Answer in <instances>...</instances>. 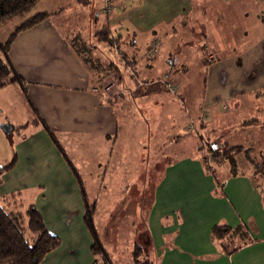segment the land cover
<instances>
[{"label":"crops","instance_id":"obj_1","mask_svg":"<svg viewBox=\"0 0 264 264\" xmlns=\"http://www.w3.org/2000/svg\"><path fill=\"white\" fill-rule=\"evenodd\" d=\"M71 1H38L33 12L50 14L21 30L8 53L24 85L13 82L0 89V145L8 143L12 156L0 160L1 205L23 212L35 205L48 230L62 240L41 264H94L86 202L97 211L100 179L111 164L136 170L143 161L141 151L158 153L168 147L191 151L167 163L155 188L152 237L164 243L166 231L173 235V244L159 248L157 264H264L261 185L249 170L233 175L223 164L208 170L198 157L207 149L200 122L212 121L209 114L239 110L248 101L249 109L264 118V96L255 94L264 87V0H112L115 9L109 13L103 12L106 0ZM102 29L117 36L115 44L100 38ZM254 34L259 37L249 38ZM155 38L162 41L160 51L147 59ZM249 40L253 43L239 50L232 45ZM77 42L89 47L101 68L115 62L119 87L133 93L110 96L94 90L102 73L85 60ZM200 42L209 44L207 69L203 91L194 98L185 78L190 69L185 57L195 55ZM171 53L176 54L172 61ZM166 73L178 83L176 93L187 107L191 122L184 132L173 118L160 133L144 122L149 107L158 101L169 105L163 93L168 88L155 82ZM138 77L149 83L138 86ZM134 119H139L138 127L127 124ZM194 129L199 138L187 134ZM164 217L171 218L169 225L163 224ZM215 225H242L252 241L227 254L212 235Z\"/></svg>","mask_w":264,"mask_h":264},{"label":"rangeland","instance_id":"obj_2","mask_svg":"<svg viewBox=\"0 0 264 264\" xmlns=\"http://www.w3.org/2000/svg\"><path fill=\"white\" fill-rule=\"evenodd\" d=\"M49 1L53 3L57 0ZM61 2L66 4L72 1L61 0ZM16 23H18V20L12 21L8 26L2 28V31L0 30V39L5 40L9 32L14 29ZM258 37L259 34H254V37L251 35L249 38L253 40ZM250 40L234 42L232 45L235 50H239L252 44L253 41ZM198 44H200V50L196 49L194 50L196 52L195 55L192 52L185 57L190 63V69L185 74V78L188 79L191 85L192 97L195 96L194 98H198L203 91L207 69L204 62V53L206 56L205 49L209 47L208 43L200 42ZM213 44L217 45L216 42H213ZM170 55V61H172L176 54L171 53ZM169 69L174 72L173 68L170 67ZM116 75L117 78L121 76L119 72H116ZM163 77L164 74L156 79L157 83L162 86ZM166 92L163 93L169 99V105L166 107L165 104L158 101L153 107H149L146 111V121L144 122L151 125L154 133H160L167 129L166 121L173 118L176 124L175 127L184 132V127L187 128L191 122L188 121V115L186 114L187 107L178 93L169 89ZM246 103L239 110L225 112L222 109H218L214 114H209V118L212 121L205 122V126L200 122V128H203V141L207 149L204 150L203 154L199 152L198 157L205 161L206 156L210 155L212 166L227 165V162L215 161L213 153L209 150L208 143H216L221 146L228 143L230 146L238 147L240 150L237 154V159L240 162L239 170H249L254 174L259 185L264 186V174L262 173L264 168V125L238 126V123L245 118L255 115L260 116L256 110L249 109L248 101ZM130 110L132 115H134L133 109L130 108ZM139 123V119H134L133 121H128L127 124H131L132 127H138ZM126 129L127 132H130L128 125ZM187 134L199 138L195 129ZM138 139H135L136 142H139ZM128 141L132 142V138L127 139ZM148 142L149 140H146V145L150 144ZM10 148L8 143L0 145V160H7L8 162L12 158V156L10 159L8 157ZM172 150L171 147H168L163 152L158 153H154L153 150L141 151L143 161L138 169H118L111 164L103 179H100L103 182V187L99 193L97 211L95 210L96 205H94L93 222L95 230L93 233H96V236L93 238V244L98 242L102 249L93 251L94 264H157L156 256L159 258L162 252L159 248L169 247L171 243L173 244V235L167 231L163 236L164 243L155 242L150 228L151 213L155 206V188L166 171L167 163L173 161L180 153L191 151L187 147L177 152ZM148 159L150 160L149 162L147 161ZM250 159L254 162H251ZM126 166L129 167L128 165ZM207 167L208 170L211 169L209 166ZM217 177H219V174H217ZM224 184L223 182L222 186L219 185V187L222 189ZM0 204H4L2 199H0ZM170 221V217H164L162 220L165 226L169 225ZM27 235L32 236L31 233H27ZM241 238L239 236L238 239L240 240ZM243 238L245 240L248 239L247 233L243 235ZM138 245L142 251H138L139 256H136L134 252H137Z\"/></svg>","mask_w":264,"mask_h":264},{"label":"trees","instance_id":"obj_3","mask_svg":"<svg viewBox=\"0 0 264 264\" xmlns=\"http://www.w3.org/2000/svg\"><path fill=\"white\" fill-rule=\"evenodd\" d=\"M38 1L39 0H0V30L2 31V28L9 25L10 22L18 20L14 30L9 33L8 37L5 40L0 39V48L2 52V55H0V89L13 82H17L22 86L24 85V80L15 71L8 53L14 38L21 30L36 25L50 14L47 11L33 12ZM99 34L100 38L105 40L108 44H115L118 40L117 36L106 29H102ZM76 45H78L77 50L83 54L85 60L102 73V77L108 73H114L115 76H117L116 72H119V67L115 62H110L109 67L101 68L96 64L97 61L95 62L89 55V47L78 42L75 43V46ZM212 58L213 57L208 58L207 60L211 62L213 60ZM168 74L170 76V73ZM136 76L137 71L135 69V77ZM137 79H139V77ZM171 81L176 83L173 80ZM255 94L257 96H264V87L255 91ZM246 125H264V119L260 116H253L243 121L241 127H245ZM208 144L209 150L213 153L215 161L220 160L221 162H227L231 174L234 175L239 172H246V170H239L240 162L237 159V154L240 150L238 147L230 146L228 143L223 146L220 144L217 145L216 143ZM251 162L254 161L251 160ZM12 164L11 162L9 165H6L3 171L11 167ZM70 164L81 183L80 174L72 162H70ZM211 169H213V166ZM262 173L264 174V168L262 169ZM82 189L84 191L83 185ZM261 194L264 202L263 185L261 186ZM86 203L87 223L92 232H94L93 209L88 205V201ZM27 233H31L32 236H28ZM246 233L248 235L247 240L243 238V235ZM93 235L96 236V233H93ZM212 235L215 239L220 241L222 251L227 254L236 252L242 246L252 241L248 230L242 225L235 228L229 225H215L212 229ZM239 236L242 237L240 240L238 239ZM31 239H33V241H31ZM61 242L60 236L48 230L42 214L35 205H30L26 211L23 212L20 210H11L0 204V261L14 259L16 264H41L50 252L61 245ZM99 245L98 242L94 243L92 246L93 251L102 249L101 245ZM138 251H142L139 245L137 246V252H134L136 256H139Z\"/></svg>","mask_w":264,"mask_h":264},{"label":"built area","instance_id":"obj_4","mask_svg":"<svg viewBox=\"0 0 264 264\" xmlns=\"http://www.w3.org/2000/svg\"><path fill=\"white\" fill-rule=\"evenodd\" d=\"M115 9V5L112 2V0H106L105 6L103 8L104 13H109L112 12ZM162 45V41L159 38H155L153 42L148 46L147 51H146V58L147 59H153L158 52L160 51ZM210 56L209 58H211ZM131 73L135 76V69L134 67L130 66ZM157 82V81H155ZM163 85L168 88L172 92H177L178 89V84L172 82L169 80V74L166 73L164 77L162 78ZM149 82L142 81L141 79H137V85L138 86H143ZM96 91L103 92L107 95L110 96H115L117 95H123L126 93H133V89H123L119 87V82L117 80V77L115 76L114 73H108L106 74L103 79L100 81V83L94 88ZM205 164L209 166L210 168L212 167V159L210 155L206 156L205 158Z\"/></svg>","mask_w":264,"mask_h":264}]
</instances>
